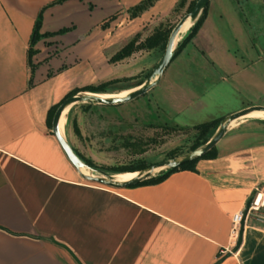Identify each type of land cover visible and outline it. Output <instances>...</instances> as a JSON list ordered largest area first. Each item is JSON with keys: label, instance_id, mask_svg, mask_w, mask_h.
Here are the masks:
<instances>
[{"label": "crops", "instance_id": "obj_1", "mask_svg": "<svg viewBox=\"0 0 264 264\" xmlns=\"http://www.w3.org/2000/svg\"><path fill=\"white\" fill-rule=\"evenodd\" d=\"M143 1L0 0V264H264V220L246 214L251 199L264 204V123L232 129L195 173L124 190L83 181L48 125L53 107L114 66L124 46H102V34L169 2L131 18Z\"/></svg>", "mask_w": 264, "mask_h": 264}, {"label": "rangeland", "instance_id": "obj_2", "mask_svg": "<svg viewBox=\"0 0 264 264\" xmlns=\"http://www.w3.org/2000/svg\"><path fill=\"white\" fill-rule=\"evenodd\" d=\"M166 1L169 2L156 3V9L139 27L130 24L128 18L111 27L102 34V46L122 48L137 33L145 41L161 25L175 27L195 0H186V5L177 11L181 0ZM200 31L146 96L119 107L85 110L77 106L73 119L81 137L74 136L72 125L67 133L66 122L67 140L108 171L104 173L115 175L111 171L117 168L142 161L157 165L185 155L195 143L191 129L246 108L264 107V0H212ZM188 34L182 36L178 46ZM163 55L136 53L119 65L107 66V76L99 68L95 84L106 77L131 79L119 85V90L105 94L121 97L126 92L121 91L124 86L146 81ZM100 57L104 61L103 55ZM251 123L264 121L249 118L233 129Z\"/></svg>", "mask_w": 264, "mask_h": 264}, {"label": "water", "instance_id": "obj_3", "mask_svg": "<svg viewBox=\"0 0 264 264\" xmlns=\"http://www.w3.org/2000/svg\"><path fill=\"white\" fill-rule=\"evenodd\" d=\"M212 0H198L193 11L183 17L173 29L167 43L164 55L154 68L151 76L139 87L131 89V93L125 97L106 99L102 95L89 92H80L69 97L60 105L52 121V133L56 137L59 145L63 149L68 161L80 175L83 181L96 184L112 190H124L136 187L145 181L157 177L161 173L175 170L181 166L200 160L221 143L226 135L233 129V124H238L248 119L254 113H264V107H251L224 118L213 137L203 146L191 151L185 155L172 160L162 162L157 165L137 172V177L128 181L116 180L117 175H109L100 170L89 167L74 151L72 145L67 140L65 133L61 131V120L65 113L69 112L79 105H92L100 107H119L133 103L153 91L161 82L165 71L171 65L178 49V44L182 38L184 29L189 25V32L201 19ZM186 32V33H187ZM180 39V40H179ZM88 171L89 174L83 173Z\"/></svg>", "mask_w": 264, "mask_h": 264}, {"label": "trees", "instance_id": "obj_4", "mask_svg": "<svg viewBox=\"0 0 264 264\" xmlns=\"http://www.w3.org/2000/svg\"><path fill=\"white\" fill-rule=\"evenodd\" d=\"M198 0H195L193 2H191V4L188 7V14L191 13L196 5ZM155 2L153 0H145L142 3H140L138 6L130 9L129 11V15L131 18L135 19L139 16H141L143 13L147 12L150 8H152L154 6ZM186 5V0H181L176 8V11L178 10V8H182ZM209 8V7H208ZM208 8L205 11V13L203 14V16L201 17V19L199 20V22L189 31V34L185 37V39L183 40V42L178 46L177 49V53L173 59L176 60V58L179 57V55H181V53L187 48L188 45H190L192 43V41L196 38V36L199 34L200 30L202 29L203 25L205 24L206 20H207V15H208ZM175 27H164L163 25H161L156 31L155 33L148 37L145 41H141V36L142 34L139 33L137 34L132 40H130L116 55H114L110 60H109V64L111 65H118L128 59H130L133 55H135L136 53L139 52H149V53H153V54H161L163 55L165 53L166 47H167V43L168 40L170 38V35L173 31ZM40 31V22L37 24V27L35 28V31L33 33V37H32V41L31 44L34 45L38 40H40L42 38V36L39 34ZM66 32V31H63ZM46 36H50V35H46ZM35 52L31 49L29 52V62L31 63L32 58L34 57ZM172 61V62H173ZM32 66V64H31ZM149 76V75H148ZM147 76V78H148ZM131 79H117V80H112L106 83H101L99 85L96 86H90V87H85L82 89H78L73 91L72 93H70L65 99H68L71 96H74L75 94H78L80 92H89V93H93V94H109L111 92L117 91L120 89L121 84L128 82ZM145 81H140L138 82L136 85L134 86H129V87H123L121 89V91H128L134 88H137L139 86H141ZM64 101L61 103L63 104ZM57 105L55 107H53L49 113V118H48V125L50 127V129H52V121L54 118V115L56 113V111L58 110V108L60 107V105ZM76 108L78 107H74L69 114L67 115V133L69 131V126L72 125V132L74 134V136L76 137H81V131L80 128L78 126V123L76 121V119H73V114L76 110ZM81 108H85V110H91L93 108H105V107H100V106H92V105H81ZM223 119H220L218 121H213L211 123L208 124H204L198 127H195L193 129H191V133L195 138V143L192 145L191 149L189 150V152L194 151L196 149H198L199 147L205 145L215 134V132L217 131L221 121ZM181 131V130H180ZM70 144L72 145L74 151L76 152V154L91 168L93 169H97L100 170L102 172H108L106 169L98 167L92 160L86 158L70 141ZM131 144V143H130ZM177 156H173L170 159L176 158ZM218 157V151L217 148L213 149L211 152H209L207 155H205L203 158H201L198 161L192 162V163H188L185 164L183 166H181L178 169L175 170H170L164 173H161L160 175H158L155 178H152L148 181L143 182L142 184L136 186V187H140V186H146V185H151V184H159L162 183L163 181H165L167 178H169L172 174L177 173V172H182V171H189V172H197L196 171V165L198 162L202 161V160H215ZM152 165H146V163L144 161L140 162L137 165H130L127 167H121V168H117L111 171V173L115 174V175H119V174H126V173H137L140 171H143L149 167H151ZM253 199H251L248 202L247 208L250 207V205L252 204ZM241 243V236L239 239V242L237 244V247L240 246Z\"/></svg>", "mask_w": 264, "mask_h": 264}, {"label": "built area", "instance_id": "obj_5", "mask_svg": "<svg viewBox=\"0 0 264 264\" xmlns=\"http://www.w3.org/2000/svg\"><path fill=\"white\" fill-rule=\"evenodd\" d=\"M260 196L253 200L252 204L250 207L247 209L246 213L248 212L247 215L250 214H257L260 217V220H264V215L261 214L262 209L264 208V204L261 202H258V199ZM246 219V214L244 212L238 213L233 217L232 220V227H231V240L233 242H239L240 236H241V231H242V226L243 222Z\"/></svg>", "mask_w": 264, "mask_h": 264}, {"label": "bare ground", "instance_id": "obj_6", "mask_svg": "<svg viewBox=\"0 0 264 264\" xmlns=\"http://www.w3.org/2000/svg\"><path fill=\"white\" fill-rule=\"evenodd\" d=\"M188 29H189V25H187V27L184 29V31H183V33H182V35H184L187 31H188ZM180 40V39H179ZM132 91H129V92H123V93H121L122 94V96L121 97H125V96H127L128 94H130ZM102 97L103 98H106V99H114V98H121V97H116V96H105V95H102ZM250 119H261V120H264V113H254V114H252L250 117H249ZM248 118V119H249ZM66 122H67V113H65L64 114V116H63V118H62V120H61V131L63 132V133H65V130H64V128H65V125H66ZM236 125L237 124H233V128L234 127H236ZM83 173H85V174H89V172L88 171H83ZM137 173H126V174H121V175H118V176H116L115 178H116V180H119V181H121V182H123V181H128V180H130V179H133V178H135V177H137ZM258 202L259 203H261L262 202V197H260L259 199H258Z\"/></svg>", "mask_w": 264, "mask_h": 264}]
</instances>
